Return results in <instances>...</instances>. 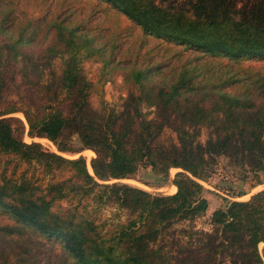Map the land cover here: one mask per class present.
<instances>
[{"label":"trees","instance_id":"1","mask_svg":"<svg viewBox=\"0 0 264 264\" xmlns=\"http://www.w3.org/2000/svg\"><path fill=\"white\" fill-rule=\"evenodd\" d=\"M77 1L0 0V264H264V188L239 200L264 184V0H85L62 16ZM84 61L121 77L118 107L92 106ZM14 114L94 156L25 142ZM171 168L172 194L121 182ZM216 172L225 196L196 228Z\"/></svg>","mask_w":264,"mask_h":264},{"label":"rangeland","instance_id":"2","mask_svg":"<svg viewBox=\"0 0 264 264\" xmlns=\"http://www.w3.org/2000/svg\"><path fill=\"white\" fill-rule=\"evenodd\" d=\"M17 1L20 4V6L26 7L29 10H33L32 6L30 5L26 6L27 0H17ZM83 1L85 0L77 1L75 5L73 6V8H69L68 10L63 12L62 16L65 17L67 15L69 19L84 17L86 10L89 8L85 6ZM73 9H77V10H73ZM96 17L97 15L93 17L92 19L94 20L96 19ZM122 23L125 26H127L128 24L126 21H122ZM82 66H83V69H84V72L87 78L93 84L92 89H91V94H90V103L92 104V106L98 108L100 107V102L102 103L104 102L108 106L118 107L121 103L122 98L124 97V91H125V86L122 84L121 77L117 75V76H114L115 78L113 82L108 81V82L101 83L98 81V71L100 68V65L98 63L94 61H84ZM14 116L21 118L25 124V131L23 133V140L25 142H28V143L32 141L38 142L43 146L44 149L52 151V152H56L67 158H75V157H78L79 155H82L85 157L87 164H89L90 159L94 156V152L89 149L83 150L79 153L59 152L57 148L55 147V145L48 139L39 138V137H34V138L29 137L27 135V130H28L27 124L25 123L23 116L21 114H14ZM206 136H207V129L203 127L201 128L199 140L201 142H204L206 139ZM74 142L76 145H79V141L77 137L74 138ZM10 170H12V167L10 168ZM178 170H179L178 168H171L170 169V179L165 183H158L156 180L152 178L151 174L149 173V170H145V169H141L137 173L135 178L124 179V180H121V182L127 183L135 187H139L153 194L168 195L176 191L175 186L171 183V179L173 178L174 174ZM21 171H25L31 177H33L36 181L37 180L42 181L43 179H45L44 175L40 172V170L36 166L21 165L18 167L17 173ZM219 171L223 174L225 169L222 168V169H219ZM220 172H216V174L210 178L208 183L202 182V184L207 189H209V191L205 193V197L208 200V208H207L206 213L203 216L197 218L193 222V225L196 228L208 229L210 227L209 218L211 216V213L213 212V210L219 207L220 204L222 203L221 196H225V194L223 192V189H220V188L223 187L224 185H227L228 183L222 184V179H221V176L219 175ZM215 185H218V187L220 188L216 189L214 187ZM263 188H264V184L259 185L254 190H252L251 193L239 198V200L247 199L251 194ZM109 216H110L109 211H104V215L102 216V218L109 217ZM42 243L43 245L40 248L41 249L40 257L42 258V262H44L48 257L53 259L54 254L58 252V249H52L49 244H46L44 242ZM262 246L263 244H260L259 248L261 249Z\"/></svg>","mask_w":264,"mask_h":264}]
</instances>
